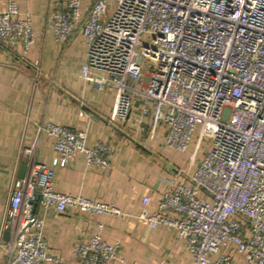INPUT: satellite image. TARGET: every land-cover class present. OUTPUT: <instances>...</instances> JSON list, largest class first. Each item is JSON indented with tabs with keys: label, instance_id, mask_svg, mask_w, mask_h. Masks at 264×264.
I'll return each instance as SVG.
<instances>
[{
	"label": "built area",
	"instance_id": "2783aa9c",
	"mask_svg": "<svg viewBox=\"0 0 264 264\" xmlns=\"http://www.w3.org/2000/svg\"><path fill=\"white\" fill-rule=\"evenodd\" d=\"M49 22L58 43L83 38L80 77L115 89L111 121H126L136 106L148 119L149 138L163 125L167 147H192L191 165L208 144L185 172L188 180L165 179L155 209L143 196L136 217L150 228L173 229L192 264H236L237 256L264 264V0H93L86 11L81 0H65ZM0 40L19 43L22 55L34 43L31 18L15 1L0 11ZM30 66L37 82L39 62ZM41 133L52 140L53 166L78 154L87 167L109 165L112 145H89L86 128L54 122L39 124L20 152L32 154ZM53 178L41 163L13 178L1 223L6 264L60 262L35 202L59 213L125 215L113 202L56 191ZM117 248L92 234L73 245L74 264H109Z\"/></svg>",
	"mask_w": 264,
	"mask_h": 264
},
{
	"label": "crops",
	"instance_id": "0c3cea01",
	"mask_svg": "<svg viewBox=\"0 0 264 264\" xmlns=\"http://www.w3.org/2000/svg\"><path fill=\"white\" fill-rule=\"evenodd\" d=\"M9 1L32 21L34 43L23 51L19 43L0 40V240L6 242L1 223L13 178L23 175L31 163H41L54 171L56 191L81 194L101 202H113L124 216L86 214L74 209L59 213L33 204V211L44 218V238L49 251L58 256L57 264H74L72 247L92 234L106 242L118 243L116 258L109 264H192L185 243L173 229L150 228L136 215L141 199L149 197L150 211L165 189V179L187 181L192 170L208 149L205 142L190 164L192 147L180 152L166 146L165 127L159 126L150 137L148 119L133 107L126 119L110 120L115 89L99 88L80 77L85 46L81 35L66 44L58 43L50 27L49 16L62 9L65 0H0V11ZM93 0H81L86 11ZM37 60L41 74L31 77L30 64ZM83 112V115L79 113ZM42 122H54L70 129H87V143L106 142L113 147L106 168L85 166L82 155L63 165H52L56 152L52 140L41 133L32 154L20 151L36 139ZM101 225V227H98ZM236 264H243L235 257ZM0 264L6 253L0 246ZM56 264V263H45Z\"/></svg>",
	"mask_w": 264,
	"mask_h": 264
},
{
	"label": "water",
	"instance_id": "95a60500",
	"mask_svg": "<svg viewBox=\"0 0 264 264\" xmlns=\"http://www.w3.org/2000/svg\"><path fill=\"white\" fill-rule=\"evenodd\" d=\"M136 105H137V103H136ZM24 168H25L24 166L21 167L18 177H22L23 176V169ZM7 236H8V231H4V238H7Z\"/></svg>",
	"mask_w": 264,
	"mask_h": 264
},
{
	"label": "rangeland",
	"instance_id": "374dc122",
	"mask_svg": "<svg viewBox=\"0 0 264 264\" xmlns=\"http://www.w3.org/2000/svg\"><path fill=\"white\" fill-rule=\"evenodd\" d=\"M145 60H146V59H145ZM145 60H144V61H145ZM144 61H143V62H144ZM144 66H148V65H147V64H145Z\"/></svg>",
	"mask_w": 264,
	"mask_h": 264
}]
</instances>
